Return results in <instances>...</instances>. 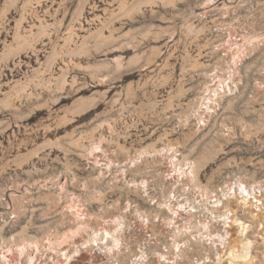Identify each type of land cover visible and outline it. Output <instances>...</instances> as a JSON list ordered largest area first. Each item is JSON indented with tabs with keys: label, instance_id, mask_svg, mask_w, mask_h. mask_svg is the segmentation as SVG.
I'll use <instances>...</instances> for the list:
<instances>
[{
	"label": "rangeland",
	"instance_id": "1",
	"mask_svg": "<svg viewBox=\"0 0 264 264\" xmlns=\"http://www.w3.org/2000/svg\"><path fill=\"white\" fill-rule=\"evenodd\" d=\"M242 186L264 191V0H0V264H157L162 198L220 189L264 264Z\"/></svg>",
	"mask_w": 264,
	"mask_h": 264
},
{
	"label": "bare ground",
	"instance_id": "2",
	"mask_svg": "<svg viewBox=\"0 0 264 264\" xmlns=\"http://www.w3.org/2000/svg\"><path fill=\"white\" fill-rule=\"evenodd\" d=\"M216 91L218 92V90H216ZM210 96H212V95H210ZM173 160H174V158H172V161H170V165L168 166V168H166L167 175L174 176L176 173L182 172L183 174H187V175H188V173H192L191 176H193V177L195 176L193 166H186V167L182 166L183 168H181L180 166L179 167L176 166L179 163L175 164V162H174L175 160L174 161ZM188 168H189V170L187 171ZM144 182L142 184V187H145ZM184 188H186V187H184ZM223 188H225V187H222V189ZM258 188H260V187H258ZM219 191H221V192H220V195H218V196L216 195V193L215 194H213V193L207 194L204 191L205 195H203L202 197L205 196L206 203H208L210 206L209 208H207L206 205L203 207L202 204L199 203L201 201L205 202L203 199H201L200 201L195 203V200L192 198V196H190V194H189V196L187 195L181 199H178V197H180L181 195L180 196L177 195L178 196L177 197V196H175L176 194H173L171 192L170 196L162 198L161 204L166 205V209H164V211L166 210L165 212L167 214L166 215L167 217H165L166 218V224H167V226L171 227L170 229H172V231L170 230L171 233L169 232L170 234H168V236L166 238L168 240L166 243L167 248L165 247L166 250L162 251V252L158 251L156 253V254H158L157 264H177L178 260L181 258V255H179V254L184 252V253H186V255H189V254H187L189 252V247L192 246L191 249L193 247H195V246H193V244H195V243L197 244L200 242L206 243V245H208V246L205 250L208 252L210 250L209 248H212L213 245L215 243H217L218 241H219V244H218L219 249L220 248L223 249L224 247L227 246L228 256L225 257L226 259L227 258L229 259V262L227 264H255V263H253L254 262L253 260H255L254 259L256 257L255 253H258L259 249L257 251L255 250L253 252V249H256V248H254L255 239L252 240V239L247 237L249 225L245 224L243 222V220H241L240 218L234 217L233 212L231 210H229L225 205L223 206V204L221 205L223 207L220 206L221 209L218 212H216L219 209V208L217 209V207H216V205H218L220 203L219 196H225L228 194L227 197H230V193L228 191H226V189L224 190L225 192H223V190H221V189ZM256 191L257 190H254V193H253L252 191H250L245 186H242L239 188V193H240L239 197L241 199H237L238 203H240V205H242V207L249 208V209H247L248 213L251 214V216L253 218L254 217L258 218L257 215H258L259 211H262L261 213L264 212V191L262 193L255 194ZM259 191H261V190H259ZM187 192H190V190ZM199 192H200V190H199ZM164 198H166V199H164ZM180 200L182 201V203ZM173 201L178 202V203L175 204ZM221 202H223V201H221ZM226 202H227V200H226ZM156 212L159 213L158 211H156ZM155 215H156V213H155ZM155 215H153V216H155ZM163 215H165V213L161 214V216H163ZM262 215H263L262 217L264 219V214H262ZM193 217L195 218V220H193L194 223L192 221ZM179 219L182 220V222L180 224L177 223V222H179L178 221ZM263 219H262V221L264 222ZM164 221H165V219H164ZM220 221L223 222V227H224L223 233H219L218 229H214L215 228L214 226L217 225L216 223L220 222ZM179 225H181V226H179ZM232 226L238 227L236 237H232V231H231ZM159 231H161V230L159 229ZM156 233H158V231ZM156 233H154V231L149 233V234H151L150 235L151 239L156 238L155 237ZM160 234H161V232H160ZM223 234L225 236H223ZM226 234L228 236H226ZM263 239H264V237H263ZM262 245L264 246V240L262 242ZM164 246H165V244H164ZM259 246H260V244H259ZM213 248H215V247H213ZM215 249L217 250V248H215ZM194 252H195V250H194ZM225 253H227V252L225 251ZM216 254H218L217 262L220 263V260H221L220 250L217 251ZM260 254H262L261 260H264L263 253H260ZM209 255L210 254H208L204 258V260H206L208 258V261L202 260V262H201L197 259L199 261V263L198 262H196V263L197 264H207V262H209V260L211 258ZM223 255H221V256H223Z\"/></svg>",
	"mask_w": 264,
	"mask_h": 264
}]
</instances>
